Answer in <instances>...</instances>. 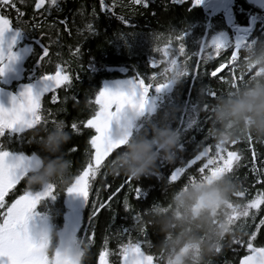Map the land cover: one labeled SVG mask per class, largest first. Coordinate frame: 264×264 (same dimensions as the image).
<instances>
[{
	"label": "trees",
	"instance_id": "16d2710c",
	"mask_svg": "<svg viewBox=\"0 0 264 264\" xmlns=\"http://www.w3.org/2000/svg\"><path fill=\"white\" fill-rule=\"evenodd\" d=\"M111 5V12H101L100 0H58L59 11L55 6H43L45 11L34 9V0H15V8L0 5L2 11L17 26L16 10L23 16L20 24L25 30L20 31V45L29 44L34 48L29 56V66L36 64L39 76L46 72H55V65H66L71 78L69 86L60 85L56 89L57 100L52 101L49 92L41 97L42 118L48 121L47 126L37 125L33 129L16 133L13 138L0 136V144L26 155L35 154L40 161L52 156L63 155L69 161V182L82 170L88 155L85 151L90 146L87 140L94 130L84 129L81 125L79 133L73 132L71 123L87 119L95 110L94 95L108 81L129 79L140 74L145 83L153 72L161 73L165 63L160 52L164 44H170V53L177 47L175 37L181 31L185 32L183 44L187 59L176 53L177 60L183 68L188 69L187 75H175L169 86L156 92L150 88L155 110L151 114H143L137 119V125L130 137L147 135L151 137L156 127H171L178 134L177 145L172 151L171 159L159 158L155 165L139 176L124 173L113 174L107 161L114 157L117 150L109 154L102 162V167L90 182L89 200H84L81 206V227L74 233L78 248L77 264H99L98 254L107 249V264H120V245L139 241L145 258L149 264H170L169 257L173 254L189 253L192 257L189 264H239V258L247 254L246 243L253 231L254 246H264V202L247 217H236L245 210L246 204L260 192H264V183L256 182L255 177L264 169L260 162L264 161V137H258L245 130V122L235 125L229 123V129H234V138L225 136L223 140L216 138L215 112L220 101L230 99L239 94L241 89L251 80L264 79V6L251 0H232L231 16L227 17L223 10L215 11L205 4L191 6L190 0H148L147 6L130 2V0H105ZM126 17L129 26L122 23L118 17ZM65 20V24L59 21ZM253 21V22H252ZM27 22V23H25ZM39 27L33 29L32 25ZM92 24L95 31L90 33L86 25ZM231 25L248 28L245 33L247 42L237 47L234 42ZM67 26V31L65 27ZM43 33V35H41ZM222 34L227 48L209 55L197 57L203 43L213 36ZM171 37V39H170ZM40 41L49 48L47 58L38 65L36 59L41 51ZM50 41H55L51 43ZM236 47V56L231 65L229 60L231 49ZM79 49L77 55L74 49ZM206 50L211 52L210 46ZM156 60L155 65L151 61ZM215 76L212 72L221 64ZM171 78L173 74L169 72ZM154 82H163L162 78H153ZM210 93H215L211 95ZM55 120L56 126L64 122L70 139L62 146L59 153L46 152L40 145V137L33 130L40 127L46 130ZM15 133V132H14ZM251 139V140H249ZM126 141V143H127ZM125 143V144H126ZM225 146L229 151H235L240 160L232 168L231 160L234 152L220 164L213 163L210 167L199 171L205 164V158L195 157L205 148L209 154L214 153L215 144ZM124 144V145H125ZM251 144V148L249 147ZM75 146V151H73ZM253 152L256 158L257 172H253ZM193 160L192 164H188ZM183 167L176 181H169L168 176L176 168ZM231 169V170H229ZM227 175L233 185L230 197L213 213L212 225L220 228L222 221L227 230L219 238L209 241L201 232L199 241H185L179 247L165 254L159 247L164 236L154 218L161 213H172L181 216V210L173 204V194L180 189H186L197 181L209 177ZM132 179L129 180L128 177ZM264 179V175H261ZM20 187L37 190L41 186H29L23 178ZM139 187L141 197L138 199L129 190ZM55 200L37 205V211L46 217L49 235L53 240L49 253L55 251L62 229L65 225V212L68 209L70 193L63 191L66 184H55ZM119 188L108 205L92 216L93 201L99 207L109 196ZM244 192V195L241 193ZM127 193V196H125ZM127 199L129 209L124 207ZM138 214V218L134 217ZM259 225V227H257ZM141 228L145 230L140 231ZM175 231V229H174ZM91 237V240H89ZM206 243H214V248L207 253L202 251Z\"/></svg>",
	"mask_w": 264,
	"mask_h": 264
},
{
	"label": "snow or ice",
	"instance_id": "6c2138e0",
	"mask_svg": "<svg viewBox=\"0 0 264 264\" xmlns=\"http://www.w3.org/2000/svg\"><path fill=\"white\" fill-rule=\"evenodd\" d=\"M130 2L144 4L147 6L148 0H130ZM23 3V0H21ZM201 0H190V5H199ZM47 4L49 8L55 6L59 11L58 0H34V9L45 11L43 6ZM0 5L10 6L15 8V0H0ZM111 5L105 3V0H100L101 12L114 15L111 12ZM2 11V8H0ZM17 26H13L12 21L5 14H0V38L3 34L14 29L15 32L12 36L11 42L7 48L0 43V74H2L9 62L16 58V52L13 51L12 45L15 42L16 34L25 30L20 24L19 17L23 16V13L16 10ZM123 24L129 26V20L126 17H118ZM61 24H65V20L59 21ZM27 23V22H25ZM38 24H33L32 28H38ZM90 33H94L95 29L92 24L86 25ZM67 31V26L65 27ZM43 35V33H41ZM185 32L181 31L179 35L175 37L177 41V47L170 53V44H164L162 48H158L155 51L160 52L164 58L165 63L170 62L169 67H165L164 70L157 74L152 73V76L148 78L149 82L145 83L140 74L135 75L125 81L117 82L114 87L107 85L99 88L94 95V103L96 105L95 110L81 122L71 123V129L73 132L79 133L81 131V125L84 129L94 130V134H91L87 140L85 151L88 155L86 164L82 167L75 177L67 183L63 191L67 193H73L80 195L84 200H89L90 182L96 177L97 172L103 166L102 162L106 157H109L110 153L114 150H120V148L126 143L128 136L131 135V129L133 127L139 128V125H133V118L135 116L143 114H151L155 110V104L152 102L155 97L150 100L151 93L150 88L159 92L161 89L170 85L175 75H187L188 69L183 68L177 60L176 53L183 55L185 60L187 54L183 44ZM171 39V37H170ZM243 40L240 37L236 40L235 44L238 46ZM55 43V41H50ZM41 49L39 58L36 59L38 65H40L48 56L49 48L47 45L38 41ZM206 46H210L211 52L206 50ZM227 48V43L219 36L213 37L206 43L201 44L200 51L195 53L197 57L203 54V58L207 59L209 55H213L222 49ZM75 53L79 55V49H74ZM236 56V47L231 49V56L229 65L233 62ZM157 63L156 60L151 61L152 65ZM225 64L221 63L211 75L215 76L220 69L224 68ZM169 72L173 76L169 77ZM162 78L163 82H154L153 78ZM70 76L66 69V65L58 63L55 65V72H46L39 77L40 86L38 89H34L32 84H25L21 89L15 93H9V104L7 107L0 103V136H5L10 132L20 133L26 129H33L34 126L48 124L46 118H42L41 112V97L51 91V99L53 102L57 100L56 89L60 85L65 87L70 84ZM215 95V93H210ZM116 120L118 122L117 134H113L110 129V122ZM53 120L51 123H55ZM251 140V139H249ZM251 148V144H249ZM73 146V151H75ZM235 153L231 160L232 168L240 160V156L235 151H229L225 146L219 143L215 144L214 153L209 154V149L205 148L200 151L195 157L199 160L201 157L205 158V164L201 166L199 171L205 170L213 163L220 164L225 161L229 154ZM193 160H189L188 164H192ZM264 165V161L260 162ZM253 172L256 173V158L253 152L252 157ZM39 166V158L35 154L26 155L23 152H13L8 150L0 144V264H74L73 259L68 255V249L75 241V237L68 234L66 237H62L63 250L58 249L53 256H48L45 251L48 230L46 226V217L37 211V205L41 203H47L48 201L55 200L56 194L54 192L55 184L46 183L37 190H31L25 188L21 195L16 196L10 204L5 203V194L17 184L21 178H24L26 173ZM231 170V169H229ZM184 171L183 167L176 168L168 176L169 181H176L180 173ZM264 175V169L260 170L255 179L256 182L264 183V179L261 178ZM132 179L131 176L128 177ZM129 190L133 192L136 198H140L142 193L139 187L132 189L129 184ZM120 191L117 188L108 198L96 206V202L93 201L92 216H95L101 208L108 205L109 201ZM244 195V192L241 193ZM127 196V193H125ZM264 202V192H260L253 199L249 200L246 204L245 210L242 213H237L236 217H247L252 213L249 209H255L258 204ZM124 207L129 209L127 199L124 201ZM138 218V214L134 219ZM261 223L264 224V217H261ZM81 227V223H80ZM259 227V225H257ZM145 229L141 228L143 232ZM75 231V230H74ZM257 233L253 231L248 236L247 241H237V243H246L247 254L239 258V264H264V246H254V237ZM91 240V237H89ZM120 264H145V254L141 249L139 241L133 243L129 242L121 244L120 246ZM107 249H102L99 254V264H107L106 260Z\"/></svg>",
	"mask_w": 264,
	"mask_h": 264
},
{
	"label": "clouds",
	"instance_id": "9594fccd",
	"mask_svg": "<svg viewBox=\"0 0 264 264\" xmlns=\"http://www.w3.org/2000/svg\"><path fill=\"white\" fill-rule=\"evenodd\" d=\"M245 122V130L258 137H264V79L249 81L239 92L230 99L220 101L215 112L217 125L216 138L223 140L225 136L234 138V129L228 125ZM42 130L40 127L33 131L40 137V145L46 152L59 153L62 146L70 139L64 122ZM151 137L147 135L130 137L120 150L116 151L108 163L113 174L124 173L139 176L149 171L161 157L171 159L172 151L177 145L178 134L171 127H156ZM69 161L63 155L42 160L41 167L30 170L24 177L29 186H42L46 183L66 184ZM233 191V185L227 175L209 177L197 181L186 189H180L173 194V204L181 210V216L175 217L171 212L158 214L154 223L159 225L164 233L159 247L164 253L179 247L185 241H199L203 232L209 241H213L226 231L227 228L219 221L220 228L212 225L213 213L221 206ZM175 229V231H174ZM214 243H206L202 251L210 252ZM169 257L170 264H189L192 258L189 253Z\"/></svg>",
	"mask_w": 264,
	"mask_h": 264
},
{
	"label": "rangeland",
	"instance_id": "374dc122",
	"mask_svg": "<svg viewBox=\"0 0 264 264\" xmlns=\"http://www.w3.org/2000/svg\"><path fill=\"white\" fill-rule=\"evenodd\" d=\"M251 1L255 2L258 5L264 6V0H251ZM202 3L205 4L208 8H211L215 11L223 10L227 17L231 16L230 7H231L232 0H202ZM231 29L233 30L234 42H236L238 38L243 37V40L239 43V45L238 46L236 44L235 45L237 47H241L245 45L247 42L245 33L247 32L248 28L237 27V26L231 25ZM14 32H15L14 29H10L3 34L2 38H0V43H2L5 48H7L8 44L11 42ZM218 36L224 40L222 34ZM21 41H22V35L19 32L18 34H16L15 42L12 45L13 51H15L17 54L16 58L13 61L9 62L4 72L0 74V85L4 87L13 88L15 84L18 83V81H20L21 79L25 77L26 69L30 63L29 56L30 55L32 56L34 53L33 46L31 47L29 44L20 45ZM125 80L127 79L111 80V81H108L105 85L109 87H114L117 82H121ZM150 100H152L151 97H150ZM140 116L141 115L135 116L133 118V125H137V119ZM118 127H119L118 122L116 120H113L110 122V129L114 135L117 134ZM134 128L135 127H133L131 131H133ZM83 203H84V198L82 196L70 193V196L67 202L68 209H66L67 212H65L66 221L62 229V232L60 234L55 253L57 252L58 249L63 250L64 246L62 245V241H61L62 237H66L68 234H71L74 236V233L77 231L79 227L80 219H81V206L83 205ZM46 226L48 230L49 228H48L47 223H46ZM68 255L73 259L74 264H77L78 248L75 244V241L72 244V246L68 249ZM149 263H150L149 260L145 258V264H149Z\"/></svg>",
	"mask_w": 264,
	"mask_h": 264
},
{
	"label": "flooded vegetation",
	"instance_id": "af4514ba",
	"mask_svg": "<svg viewBox=\"0 0 264 264\" xmlns=\"http://www.w3.org/2000/svg\"><path fill=\"white\" fill-rule=\"evenodd\" d=\"M38 77H39V75H38L37 72H36V64H33V65L29 66V69H28L27 72L25 73V77H24L23 79H21L20 81H18V83H20V82H28V81H30V80H32V79H36V78H38ZM18 83H17V84H18ZM17 84H15V86L13 87V89H15V87H16ZM22 132H24V131H22ZM15 134H16V133H14V132H10V133L7 134V136H8L9 139H11V138L14 137ZM10 151L16 152V151H14V150H10ZM39 168H40V161H39V166L36 167V168H33V169H31V170L35 171L36 169H39ZM29 171H30V170H29ZM29 171H28V172H29ZM28 172H27V173H28ZM27 173H26V174H27ZM24 177H25V176H24ZM22 180H23V178H21V180L18 181L17 184L14 185L13 188L10 189L8 193L5 194V203L10 204L11 201H12L13 199L16 198V196L22 194V192H21V191H22V188L20 187V185L23 184V183H22ZM58 241H59V239H58ZM58 241H57V243L55 244V251H56V246H57V244H58ZM52 242H53V240L51 239V237H50V235H49V230H48V239H47V244H46L45 251H46V253L48 254V256H50V257L53 256V255L55 254V251H54L53 254H50V253H49V247L52 245Z\"/></svg>",
	"mask_w": 264,
	"mask_h": 264
},
{
	"label": "water",
	"instance_id": "95a60500",
	"mask_svg": "<svg viewBox=\"0 0 264 264\" xmlns=\"http://www.w3.org/2000/svg\"><path fill=\"white\" fill-rule=\"evenodd\" d=\"M39 77L36 78V79H32V80H30L28 82H20V83H18L16 85L15 89H13V88H7V87H4V86L0 85V103H3V105L5 107H7L8 104H9V96H8V94L9 93H12V94L17 93L21 89V87L23 85H25V84H32L34 86V89H38L39 86H40ZM49 92H51V91H49ZM49 92H47V93H49ZM47 93H45V94H47ZM26 130H28V129H26Z\"/></svg>",
	"mask_w": 264,
	"mask_h": 264
},
{
	"label": "built area",
	"instance_id": "2783aa9c",
	"mask_svg": "<svg viewBox=\"0 0 264 264\" xmlns=\"http://www.w3.org/2000/svg\"><path fill=\"white\" fill-rule=\"evenodd\" d=\"M244 43H245V42H244ZM244 43H243V44H244Z\"/></svg>",
	"mask_w": 264,
	"mask_h": 264
}]
</instances>
